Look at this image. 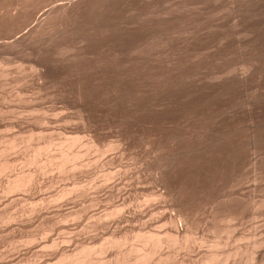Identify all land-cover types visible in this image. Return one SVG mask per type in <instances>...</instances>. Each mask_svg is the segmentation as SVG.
<instances>
[{"label": "rangeland", "instance_id": "374dc122", "mask_svg": "<svg viewBox=\"0 0 264 264\" xmlns=\"http://www.w3.org/2000/svg\"><path fill=\"white\" fill-rule=\"evenodd\" d=\"M0 77V264H264V0H0Z\"/></svg>", "mask_w": 264, "mask_h": 264}, {"label": "bare ground", "instance_id": "6f19581e", "mask_svg": "<svg viewBox=\"0 0 264 264\" xmlns=\"http://www.w3.org/2000/svg\"><path fill=\"white\" fill-rule=\"evenodd\" d=\"M21 14V13H20ZM17 15V14H16ZM18 16V15H17ZM23 17H25V16H23ZM20 18H22V17H20ZM26 19V18H25ZM20 20H22V19H20ZM19 21V20H18ZM1 78V77H0ZM1 123V122H0ZM19 136V135H18ZM79 140V139H78ZM1 144V143H0ZM3 144V143H2ZM27 144V143H26ZM29 144V143H28ZM89 146V145H88ZM46 148V147H45ZM18 150V149H17ZM15 151V150H14ZM90 151V150H89ZM37 152V151H36ZM40 152V151H39ZM1 154V153H0ZM32 154V153H31ZM76 155H78V154H76ZM163 155V154H162ZM5 156V155H4ZM7 156V155H6ZM167 156V155H166ZM165 156V157H166ZM48 157V156H47ZM60 157H63V156H60ZM59 157V158H60ZM67 157V159H70L71 158V156L69 157V156H66ZM75 157V156H74ZM79 157V156H78ZM64 158V157H63ZM76 158V157H75ZM71 159H73V158H71ZM37 160V159H36ZM52 160V159H51ZM7 161V160H6ZM64 162L66 161V160H63ZM19 162V161H18ZM32 162V161H31ZM57 162V161H56ZM1 164V163H0ZM52 164V163H51ZM71 164V163H70ZM74 164V163H73ZM171 165V164H170ZM1 166V165H0ZM11 166H13L12 165V163H10V162H5L1 167H0V172H2V171H4V170H6V169H9ZM32 166V165H31ZM42 166V165H41ZM64 169V168H63ZM78 169V168H77ZM81 169V168H80ZM79 170V169H78ZM33 175V174H32ZM34 178V177H33ZM9 179V178H8ZM14 179V178H13ZM10 180V179H9ZM16 180V179H15ZM21 180V179H20ZM8 183H10L11 185L12 184H14L13 182L11 183V182H8ZM8 183H6L7 184V187L4 189L5 190V192H6V189H7V192L9 191V190H13V188L15 187V188H19V186H20V181L18 182V183H20L19 185L17 184V187H16V185H9ZM4 184V185H3ZM6 184H5V182L3 183H1L0 185L1 186H6ZM8 185H9V187H8ZM27 186V185H26ZM1 189H3L2 187L0 188V190ZM4 190H3V192H4ZM1 192V191H0ZM66 195V194H65ZM2 196V195H1ZM42 200V199H41ZM52 200V199H51ZM16 203V202H15ZM34 205V204H33ZM37 208V207H36ZM121 214V213H120ZM119 215V214H118ZM186 218H187V216H186ZM186 218H184V222H183V224L181 223H179V225H177V227H176V229L178 228V230L180 231L181 229H183V225L184 224H186L185 223V220L187 221V220H189V219H186ZM93 219V218H92ZM173 220V219H172ZM174 221V220H173ZM172 221V222H173ZM181 221V220H180ZM176 222H178V221H176ZM190 223V222H189ZM117 225V224H116ZM186 225H189V224H186ZM176 226V225H175ZM174 226V227H175ZM187 227V226H186ZM189 229V228H188ZM177 231V230H176ZM184 231V230H183ZM187 231V230H186ZM104 232V231H103ZM147 232V231H146ZM178 232V231H177ZM176 232V233H177ZM181 232H182V230H181ZM127 233V232H126ZM154 233V232H153ZM180 233V232H179ZM184 233V232H183ZM141 234V233H140ZM167 234H169L168 232H167ZM178 234V233H177ZM177 234H175V235H177ZM183 235V234H182ZM233 235V234H232ZM134 236V235H133ZM146 236V235H145ZM150 236V235H149ZM148 236V237H149ZM163 236V235H162ZM166 236V235H165ZM164 236V237H165ZM178 236V235H177ZM140 237V236H139ZM143 237V236H142ZM147 237V236H146ZM151 237H153V238H146L143 242H144V247H146V246H148V244H150L151 242H152V240H154L153 241V243L155 244V245H153L154 247L156 246V247H160L161 245H162V240H161V238H158L157 239V237H159L158 235H157V237L155 236H152L151 235ZM78 238V237H77ZM145 238V237H144ZM167 238V237H166ZM166 238H164V239H166ZM172 238V237H171ZM176 238V236L174 237V239ZM123 239V238H122ZM156 239V240H155ZM174 239H171V240H173L172 242H175V240ZM75 240H77V239H75ZM78 240H80V239H78ZM77 240V241H78ZM128 240V239H127ZM167 240V239H166ZM57 241V240H56ZM71 241V240H70ZM115 242V241H114ZM171 242V241H170ZM264 242V241H263ZM55 243V242H54ZM153 243H151V244H153ZM166 244V243H165ZM180 244V243H179ZM140 245V244H139ZM168 245V244H167ZM174 245V244H173ZM110 246V245H109ZM116 246V245H115ZM138 246V245H137ZM74 247V246H73ZM152 247V246H151ZM155 247V248H156ZM171 247V246H170ZM174 247V246H173ZM143 247L142 248H138V249H135L138 253L139 252H141L138 256H136L137 258H133L135 261L133 262V260L132 261H128V259H127V261H126V264H146L147 262H148V260H149V257H150V253H151V251H149V253L146 251H143ZM153 250V249H152ZM155 250V249H154ZM153 250V251H154ZM43 251V250H42ZM92 251L93 250H91V248L90 247H88V246H83L82 245V248H80V250L78 251L77 250V252L78 253H74V254H72L71 253V255L68 253H66V252H62V254L60 253V257H61V260H63V262L65 261L66 263L68 262V264H106L105 263V261L104 260H99V262H96V263H94L93 261H91V258H90V256H91V254H92ZM96 251V250H95ZM94 251V252H95ZM105 251V250H104ZM18 252V251H17ZM93 252V253H94ZM136 252V253H137ZM2 253V252H1ZM105 253V252H104ZM190 253V252H189ZM135 254V253H134ZM252 254V253H251ZM125 255V254H124ZM214 255V254H213ZM218 255V254H217ZM238 255V254H237ZM132 256V255H131ZM157 256V255H156ZM204 256V255H203ZM209 256V255H208ZM6 257V256H5ZM28 257V256H27ZM99 257V256H98ZM210 257V256H209ZM209 257H207V260H205V259H203L204 261L202 262V264H212L213 263V261L216 259L215 258V256L214 257H212L211 256V258H209ZM124 258V257H123ZM209 258V259H208ZM132 259V258H131ZM169 259V258H168ZM12 260H14V259H12ZM20 260V259H19ZM111 260V259H110ZM123 261V260H122ZM118 262H119V260H118ZM121 262V261H120ZM255 262V261H254ZM58 263V262H57ZM62 263V262H61ZM215 263V262H214ZM121 264V263H120ZM124 264V263H123ZM183 264V263H182Z\"/></svg>", "mask_w": 264, "mask_h": 264}]
</instances>
